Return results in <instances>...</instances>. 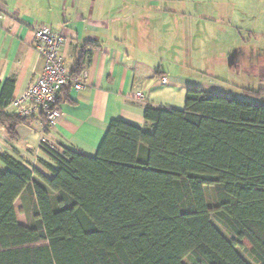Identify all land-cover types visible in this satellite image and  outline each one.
Here are the masks:
<instances>
[{
	"label": "trees",
	"instance_id": "trees-1",
	"mask_svg": "<svg viewBox=\"0 0 264 264\" xmlns=\"http://www.w3.org/2000/svg\"><path fill=\"white\" fill-rule=\"evenodd\" d=\"M243 92L261 100L189 89L184 110L146 104L151 129L113 120L94 157L46 148L51 179L0 154V264H250L238 247L264 264V89ZM3 100L0 126L15 141L37 116ZM23 193L28 227L14 206Z\"/></svg>",
	"mask_w": 264,
	"mask_h": 264
},
{
	"label": "crops",
	"instance_id": "crops-1",
	"mask_svg": "<svg viewBox=\"0 0 264 264\" xmlns=\"http://www.w3.org/2000/svg\"><path fill=\"white\" fill-rule=\"evenodd\" d=\"M221 1L0 0V97L11 99L5 112L11 113L13 100L43 71L35 48L40 24L63 33L61 54L71 73L87 49L83 71L88 74L83 89H61L60 117L53 129L47 130L39 115L20 125L13 141L0 126V154L51 179V169L58 166L41 144L43 137L59 154L67 148L94 157L113 120L151 129L144 117L146 104L184 110L189 89L208 96L230 94L190 74L195 57H215L217 49L230 52L235 43L234 34L226 44L218 43L221 22L203 12L208 3L223 8L227 2ZM165 76L169 81L164 84ZM8 80L14 87L4 92ZM138 91L143 99L136 97ZM0 167H5L1 161ZM29 196L23 193L14 204L19 223L27 227L32 224L25 212Z\"/></svg>",
	"mask_w": 264,
	"mask_h": 264
},
{
	"label": "rangeland",
	"instance_id": "rangeland-1",
	"mask_svg": "<svg viewBox=\"0 0 264 264\" xmlns=\"http://www.w3.org/2000/svg\"><path fill=\"white\" fill-rule=\"evenodd\" d=\"M226 2L221 9L208 3L203 12H207L209 16L221 22L222 31L218 33V43L222 40L226 44L231 34L235 35L232 50L221 52L217 49L215 57L199 56L195 59L192 57L195 62L190 74L196 78L206 79L212 84L221 85L238 98L260 101L261 99L256 95L243 92V88L256 92L264 89V79L260 77L264 72V0H226ZM219 15H223L220 17L223 18L222 20L217 17ZM220 52L226 53V56H221ZM206 197L212 211L213 222L226 235L214 218V210L218 202L213 187L206 189ZM237 249L247 262L255 264L245 248ZM183 262L193 264L190 258H185Z\"/></svg>",
	"mask_w": 264,
	"mask_h": 264
},
{
	"label": "built area",
	"instance_id": "built-area-1",
	"mask_svg": "<svg viewBox=\"0 0 264 264\" xmlns=\"http://www.w3.org/2000/svg\"><path fill=\"white\" fill-rule=\"evenodd\" d=\"M64 41L63 33L54 31L51 26L40 24L36 27L35 48L44 61L43 71L13 100L10 114L23 118L41 115L45 119V128L51 130L60 117L57 103L61 89L67 85H72L76 90L85 87L87 72L72 76L65 64L61 54ZM168 81L166 76L161 78L164 84ZM135 95L143 99L141 91ZM41 144L48 149H55L46 137L41 139Z\"/></svg>",
	"mask_w": 264,
	"mask_h": 264
}]
</instances>
